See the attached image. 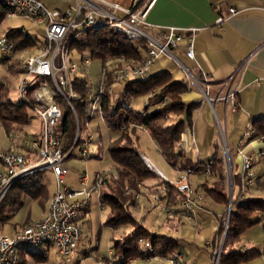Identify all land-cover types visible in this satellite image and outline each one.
I'll list each match as a JSON object with an SVG mask.
<instances>
[{"label":"built area","instance_id":"2783aa9c","mask_svg":"<svg viewBox=\"0 0 264 264\" xmlns=\"http://www.w3.org/2000/svg\"><path fill=\"white\" fill-rule=\"evenodd\" d=\"M155 1L133 0L132 7L125 8L108 0H75L72 8L58 10L48 8L40 0H0V3L7 8L6 17L25 19L34 25H43L42 39L32 36L36 41V44L32 45L34 51L20 60L22 76L18 83L17 95L13 100L14 105L25 104L32 109L30 122L37 120L39 127L36 131L25 135L18 129V134L11 138L12 149L0 151V162L3 166L0 169V205L14 185L28 176L47 171L52 174L55 184L48 200L47 212L42 218L29 222L15 233H0V264H20V248H35L45 244H53L69 263L75 264L77 247L82 240V229L77 219L91 200L93 191H100L106 184V176L103 172H98L94 186L91 187L89 175L84 171L80 175V187H68L66 184L68 168L64 161L72 157L75 150H78L83 159L96 155L97 147L90 122L94 117L104 119L101 104L107 90L116 93L119 91L116 88L117 84L124 86L130 80L148 81L152 76L151 68L155 60L161 55L175 58L173 49L182 41L186 43V55L195 60V37L198 28L152 24L147 20V16ZM120 11L123 12L122 15L119 14ZM229 12L236 13V9L230 7ZM224 20L225 16L220 14L215 22L221 24ZM101 26H107L114 32L143 41L146 53L140 62L130 65L125 62L122 55L106 54L101 60L99 79L95 86L89 79L90 57L86 54L76 61L70 57V53L73 41L82 32ZM10 31H5L0 37V51L4 56H9L15 50L14 43L8 37ZM20 32L25 34V28H20ZM241 71L242 66L237 67L225 81V84H228L226 92H219L215 96L209 94L208 85L205 88L200 81L195 78L194 80L202 90L205 101L212 106L218 101H225L233 111H236L239 107L238 87L234 83ZM190 76L193 78V75ZM74 77L86 80L87 97L85 113L82 117L75 108L80 95L74 89ZM109 77L112 78L110 84ZM206 82L207 78L204 77V83ZM253 84L257 86L264 84V76L257 77ZM63 103L71 108L75 117L76 130L73 137L65 135L59 129ZM166 103L167 99L164 98L156 106L161 107ZM145 104H148V98ZM130 125L138 127L134 122ZM215 126L223 157L231 167L226 129L216 115ZM254 133V129L249 127L245 135L252 136ZM258 138L264 139V136ZM21 141L22 144L19 146ZM193 144L194 139L189 128L185 126L177 148L188 152ZM17 146L23 147L25 152L17 151ZM238 155L241 156V164L238 171L237 191L240 198L246 199L252 189L261 185L264 177L255 170L257 157L244 154L242 149L238 150ZM143 159L151 168L146 158ZM191 172V169H187L171 182L175 183L184 195L183 205L186 209L193 211L203 201V195L188 182L187 176ZM208 173L209 165L205 171V174ZM135 198H139L138 193L135 194ZM156 200L160 205L165 206L161 196H156ZM165 209L169 211L166 206ZM138 244L143 252L152 250V243L147 238H139ZM215 253L216 259L218 251ZM152 258H160L170 264H184L182 255L177 252L155 255ZM129 262L131 258L126 261L127 264Z\"/></svg>","mask_w":264,"mask_h":264},{"label":"crops","instance_id":"0c3cea01","mask_svg":"<svg viewBox=\"0 0 264 264\" xmlns=\"http://www.w3.org/2000/svg\"><path fill=\"white\" fill-rule=\"evenodd\" d=\"M40 1L48 8L58 10L72 8L75 3V0ZM108 1L118 3L125 8H131L133 3V0ZM230 7H234L236 13L231 14L229 12ZM119 14L122 15L123 12L120 11ZM220 14L225 16V20L221 24H216V18ZM16 19L19 20V23L13 26H6L4 32L25 28V34L34 38L43 37V25H34L31 21L25 19ZM147 20L154 25L160 26L198 28L195 37V60L190 59L186 55V43L182 41L177 48L173 49L175 58L171 59L167 55H161L155 60L151 68L152 76L167 72L171 78L170 83H186L189 89L182 95L183 101L186 104L195 102L200 104L193 112L190 123L185 124L194 139L192 149L186 152L193 165L209 160L216 152L217 147L220 146L218 131L215 126L216 115L225 127L228 133L227 139L231 140L233 146L231 152L232 173H238L239 171L241 156L238 155V150L242 149L244 154L257 157L255 170L264 177V139L258 138L259 136L245 135V132L249 127H252L255 120L264 119V84L258 86L253 84L257 77L264 76V0H156L148 13ZM13 54L14 52L9 56L3 57H8L7 61L2 59V62L7 64L8 70H17L20 67V61L16 64V67H13L12 62L13 60L15 61ZM239 66H242V71L234 83L238 87V109L233 111L225 101L213 103V106L205 101L204 94L195 84L194 78L200 81L205 88L208 85L209 94L215 96L219 92H226L228 84H225V81ZM189 73L193 75V78ZM204 77L207 78L206 83H204ZM123 87L121 84L116 85L119 91ZM172 119L175 120L174 117ZM140 130L144 129L138 127L136 135ZM95 142L97 153L92 158L99 159L102 155V140L97 139ZM155 144L158 156L161 158V166L160 164H155L139 148L138 144L137 147L149 165L159 173L161 172L163 176L158 175L145 180L141 186L139 198H134L129 202L128 210L138 224L144 226L149 232L177 239L178 246L174 252L182 255L184 264H214L213 253L216 250L215 245L221 242L219 227L223 207L201 191L200 184L206 179L202 172L191 173L187 176L188 182L203 195V201L199 203L196 209L193 211L188 210L183 203L167 204L163 198L164 187L161 180L174 181L178 178L180 172L167 162L156 142ZM10 149H12V145L7 150ZM228 166L229 164L226 163V172H228ZM81 173L79 172L72 177L69 176L68 171L66 176L67 186L72 188L80 187ZM103 174L106 176L107 182L109 178L115 175V169L113 171L104 170ZM45 175L46 184L50 179L54 180L50 172H46ZM94 180L95 177L89 178L91 187L94 186ZM102 191L109 192L107 183L100 191H93L91 200L77 219V223L82 229V240L77 247L75 264H84L86 262H88L86 264H117L120 257L114 254V241L123 239L135 229L131 224H120L116 227L107 224L108 219L112 215V210L109 206L110 214L106 218L99 220V226L107 228L112 245L109 246L107 255H99L97 252L99 236H94L93 233L88 232V228L92 227L94 209H96L99 217L104 216L105 203L101 201L100 196ZM51 194H48L42 215L38 218L28 217L21 223H13L18 209L13 207L5 208L3 214L9 215V218L2 223L1 233H15L29 222L42 218L47 212L48 200ZM158 195L163 198V202L169 211L165 209V206L158 203L156 200ZM257 197H264L261 189H254L249 194V198ZM187 215L190 217H187ZM261 216L264 220V214ZM7 223L9 224V232H4L3 228ZM259 225L262 226L263 231L257 240H254L251 236L249 240L244 241L247 236V230L241 234L240 249L242 251H260V255L257 258L245 264H264L263 221L251 228ZM46 245L48 244L32 249L20 248V264L27 263L31 255L37 254L35 253L36 249ZM61 256L63 257V255ZM112 258H115V260ZM44 259V254L38 255L37 260L41 261ZM129 264L170 263L160 258L139 256L131 258Z\"/></svg>","mask_w":264,"mask_h":264},{"label":"trees","instance_id":"16d2710c","mask_svg":"<svg viewBox=\"0 0 264 264\" xmlns=\"http://www.w3.org/2000/svg\"><path fill=\"white\" fill-rule=\"evenodd\" d=\"M6 13L7 8L0 3V22L6 17ZM8 37L14 43L15 50H22L36 44L35 39L21 33L20 28L11 30ZM72 48L80 53L81 58L86 55V51L90 52L91 58L100 60L109 53L122 55L129 65L140 62L146 53V46L143 41L114 32L107 26L82 32L73 41ZM3 59L7 61L9 58ZM17 71L22 72L21 67H18ZM111 81L112 78L109 77V84ZM170 81L171 78L167 72L151 76L145 82L130 80L117 93H110L107 90L102 99L101 107L104 121L115 132L114 138L108 145V151L114 163L115 175L106 182L113 191H102L100 193L101 201L109 204L112 210V215L107 224L112 227L120 224H132L135 227L132 233L121 240L114 241V254L123 261L117 264H127L128 259L139 256L167 255L174 252L178 246V241L175 238L149 232L144 226L138 224L128 210L129 202L135 198V194L140 193L143 182L148 178L157 177L146 165L143 155L137 147L136 131L138 127L150 133L161 154L172 167L179 171L191 169V173L202 172L205 175V181L200 184L201 191L223 207L219 227L220 238H222L229 204L225 159L221 147L218 146L209 160L193 165L186 152L178 150L177 144L185 130V124L190 123L193 112L200 104L199 102L186 104L182 95L188 91V85L183 82L170 83ZM73 82L74 89L80 95V99L75 103V108L78 115L82 117L85 113L87 97L86 80L74 77ZM4 89L5 85L0 82V120L8 129H11L14 124H27L30 121L27 106L25 104L14 105L13 101L3 102L1 92ZM140 95L149 97L148 104H145L144 110L141 111L132 108L130 105L131 99ZM164 98L167 99V103L157 107L156 104ZM133 122L138 127L131 126L130 124ZM252 128L255 131L252 137L264 136V119L255 120ZM59 129L69 137H73L76 130L74 114L71 108L64 103ZM208 165L209 173L205 174ZM151 168L153 169V167ZM232 175V206L225 243L217 264H245L260 255L258 250L242 251L240 249V237L243 232L261 221H263L264 226V220L261 216V213H264V197L240 198L237 191L239 174L233 172ZM161 182L165 187L163 198L167 204L184 202V195L175 183L163 179ZM45 186L40 172L18 181L0 205V222L3 223L9 218V215L3 214L4 209L8 207L19 209L24 203L23 198L25 196L40 202L43 197L46 199ZM141 237L150 239L152 250L141 251L138 244ZM219 247L220 243L215 245L214 259L215 252L218 251Z\"/></svg>","mask_w":264,"mask_h":264},{"label":"rangeland","instance_id":"374dc122","mask_svg":"<svg viewBox=\"0 0 264 264\" xmlns=\"http://www.w3.org/2000/svg\"><path fill=\"white\" fill-rule=\"evenodd\" d=\"M19 23V20L16 18H4L0 22V37L4 33V29L6 26H13L17 25ZM38 39H42V36H39ZM34 51V47L30 46L27 47V49H22V50H15L13 54V60L12 65L13 67H16V64L20 60H22L23 57L29 56L32 52ZM90 57V52L86 51V53ZM4 55L0 51V82L5 85V89L1 92L2 95V101L3 102H8V101H13L14 98L17 95V88H18V83L20 81V78L22 76L21 72L15 70V69H7V64L2 62ZM70 57L76 61H79L81 59L80 53L75 49H71ZM91 64L89 68V79L90 81L96 86L98 83L99 79V73H100V64L101 60L96 59V58H91ZM12 67V68H13ZM204 96V95H203ZM148 96L140 95L137 97H134L131 99V107L136 109V110H144L145 103L147 100ZM205 98V96H204ZM27 112L30 115H32V109L30 107H27ZM175 117V116H174ZM30 120V119H29ZM39 123L37 120H32L31 122L29 121L27 124H14L11 129H8L5 124L0 120V150L6 151L8 148L11 147L12 141L11 138L16 136L18 134V129L21 130L22 134L26 133H31L34 132L38 129ZM90 127L91 130L94 133V140L101 139L102 140V155L101 158H89V159H83L80 155L78 150H75L72 157L66 159L64 161L65 166L68 168L69 171V176L74 177L76 174L79 172H84L86 171L89 175V178L95 177L96 173L98 172H103L104 170H114V163L110 157L109 151H108V145L110 141L114 138L115 132L108 127V125L105 123L104 119L100 117H94L91 122H90ZM227 133V131H226ZM228 134V133H227ZM138 139H137V144L139 148L147 154V156L155 163V164H160L161 166V161L158 156L157 152V146L154 142V140L151 138V135L149 132H147L145 129L140 130L137 132ZM228 137V136H227ZM219 141V139H218ZM228 145H229V150L230 153L233 150V146L231 144V140L227 139ZM22 141L19 143V146H21ZM16 149L19 152H25V149L23 147H19ZM223 154V153H222ZM3 168L1 162H0V169ZM151 171H153L151 168H149ZM40 172V175L42 176L43 182L46 184L45 180V173ZM157 176L158 174L153 171ZM179 175L183 174V171H179ZM68 176V177H69ZM176 180V179H175ZM226 183H227V188L229 189V183H230V175L228 172H226ZM232 183H233V175H232ZM164 187V186H163ZM55 184L54 180L50 179V181L46 184L45 186V196L48 197V194H51L54 191ZM109 191H113L110 187H108ZM164 189V188H163ZM254 189H261L262 192L264 193V181L261 183L260 186L254 188ZM252 189V190H254ZM251 190V191H252ZM250 191V193H251ZM139 194V193H138ZM40 202L38 200L32 199L28 196H25L23 198V205L20 207L15 214L13 223H21L24 220H26L28 217L30 218H38L42 215L43 212V206L45 205L46 199H44ZM105 208V213L103 217H99L96 213V209H94L93 214H92V227L88 228V232L93 233L94 236H99V244L97 248V252L101 256L107 255L109 251V246L112 245L110 243V236L108 233V230L105 226H99V220H102L103 218H106L110 214V209H109V204L105 203L104 204ZM98 211V209H97ZM261 213V212H258ZM264 214V213H263ZM261 213V215H263ZM132 225V224H131ZM2 223L0 222V228H1ZM254 226V225H253ZM100 230V231H99ZM4 232H9V224H5L3 228ZM263 231V228L261 225L258 227H253L250 230L247 229V236L244 241H247L252 238L254 240H257ZM2 231H0L1 233ZM252 239V240H253ZM113 242V241H112ZM225 243V240L223 242V245ZM223 248V247H222ZM219 250V249H218ZM222 250V249H221ZM35 255H31L27 263L24 264H69V262L61 256V254L58 252V249L51 244H48L42 248H38L35 250ZM221 253V252H220ZM45 256L44 260H37L38 255H43ZM220 255V254H219ZM158 259V258H157ZM157 262V261H156ZM159 262V261H158ZM88 263V262H86ZM84 263V264H86ZM160 263V262H159Z\"/></svg>","mask_w":264,"mask_h":264},{"label":"water","instance_id":"95a60500","mask_svg":"<svg viewBox=\"0 0 264 264\" xmlns=\"http://www.w3.org/2000/svg\"><path fill=\"white\" fill-rule=\"evenodd\" d=\"M230 165V163H228ZM230 166H228V169H229V175H230V183H229V204H228V207H227V215H226V221H225V226H224V230H223V233H222V238H221V242H220V247H219V250H218V255L215 259V262L214 264H217L218 262V258H219V254L221 252V249L223 247V242L225 240V237H226V232H227V227H228V222H229V216H230V211H231V206H232V194H233V183H232V169L231 167L229 168ZM153 171H155L158 175H161L163 176V174L154 169H152Z\"/></svg>","mask_w":264,"mask_h":264}]
</instances>
